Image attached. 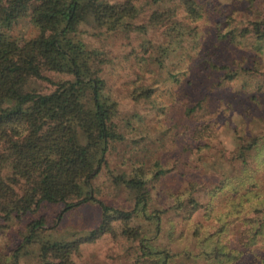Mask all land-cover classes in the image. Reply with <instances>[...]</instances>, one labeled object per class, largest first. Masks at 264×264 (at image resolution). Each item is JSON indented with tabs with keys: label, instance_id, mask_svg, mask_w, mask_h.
<instances>
[{
	"label": "rangeland",
	"instance_id": "rangeland-1",
	"mask_svg": "<svg viewBox=\"0 0 264 264\" xmlns=\"http://www.w3.org/2000/svg\"><path fill=\"white\" fill-rule=\"evenodd\" d=\"M184 1L131 0L137 13L126 25L80 27L87 47L101 53L104 93L116 103L113 121L122 136L91 180L92 196L130 211L135 199L120 178L142 180L147 213L136 226L141 238L156 233L150 243L157 249L171 250L167 264H228L213 251L217 239L242 252L236 264H264V36L251 25L264 0H193L195 20ZM154 14L164 20H152ZM7 32L22 43L38 31L24 16ZM36 85L53 88L45 80ZM62 207L42 203L9 221L0 217V260L33 218L45 219L44 234L68 241L99 224L97 201ZM113 224L115 233L80 244L68 264H142L140 244Z\"/></svg>",
	"mask_w": 264,
	"mask_h": 264
},
{
	"label": "trees",
	"instance_id": "trees-1",
	"mask_svg": "<svg viewBox=\"0 0 264 264\" xmlns=\"http://www.w3.org/2000/svg\"><path fill=\"white\" fill-rule=\"evenodd\" d=\"M184 4L195 20L199 14L194 1ZM136 13L131 0H0V217L9 221L42 203H62L61 211H66L93 200L101 210L96 227L69 241L44 234L43 217L29 220L20 243L0 264H29L28 256L31 264H68L80 244L116 231L113 221H119L122 232L140 244L142 264L151 257L153 264H167L171 257V250L150 243L156 233L140 237L136 223L146 220L142 214L147 213L148 202L142 180L120 178L135 199L130 211L112 208L92 196L91 180L110 144L122 136L113 121L116 103L104 93L101 53L87 47L80 27L93 24L115 30ZM24 16L38 32L17 43L7 31ZM151 18L164 20L159 14ZM251 25L255 36L262 38L264 12ZM173 30L179 27L170 28L169 35L174 37ZM44 71L66 77L52 80ZM40 80L48 81L52 90L42 91L36 85ZM212 244L213 251L225 258L223 263L236 264L242 253L219 239Z\"/></svg>",
	"mask_w": 264,
	"mask_h": 264
}]
</instances>
